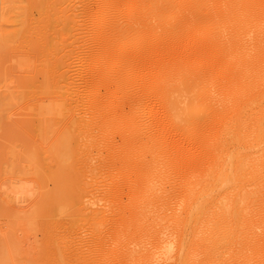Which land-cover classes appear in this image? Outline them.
I'll use <instances>...</instances> for the list:
<instances>
[{
  "label": "rangeland",
  "instance_id": "obj_1",
  "mask_svg": "<svg viewBox=\"0 0 264 264\" xmlns=\"http://www.w3.org/2000/svg\"><path fill=\"white\" fill-rule=\"evenodd\" d=\"M37 1L38 0L35 2L32 0H0V30H12L14 28V23L11 22L10 24L8 19L15 17V15L18 17L19 13H22V15L25 14V16L23 15L25 18L24 24L20 28L19 33L23 35L28 16L27 7L30 8L32 6L31 8H33L29 9V12L32 11V13H29L32 22H38L40 20L39 17L42 16V12L40 10L41 6ZM59 1L60 3H57V0L55 2L57 7L52 4V13L50 12L51 15L53 14L51 16L52 19H50L51 24L47 27L39 28L38 30H45L46 34L44 37L46 40L44 37L41 38L37 29L34 30V28L32 29L33 36L31 35L32 37H29L30 35H28L25 37L24 39L27 40L24 41V43V39L20 40V34L18 36L19 40H15V43H12L11 41L7 42L8 44H4V46H0V92L9 93L12 91L15 93L14 96L16 95V98L19 96L20 99L19 101H12L10 104L11 108L8 107V111L5 113V115L7 114V122L3 123L6 121L4 117L2 122L3 124L0 123V264H56L54 260V253L50 250V245L56 238L58 243L61 245L60 248L63 250H65L66 243L69 242L71 247H73L74 250L76 249L75 251L77 253H75L79 257L82 252L93 254L92 247L97 236H95V229L91 224V220L89 219L90 217L88 216L94 212H103L105 213L104 215H107L105 217L109 221L115 215L113 214V211L115 210L116 212L121 209H124V215H130V212H132L130 202L132 200H136L140 194L142 195V193L139 192L145 189L144 185H147L145 183L148 180L145 175L148 174V176L151 175L149 177H153L154 167L159 173V179L156 181L154 180V185L156 186L158 193L155 200H168L169 196L172 199L175 195L178 196L181 194V186L185 182V178L190 177L193 181H201L208 168L213 167L216 169L219 167L221 165L222 154L227 149H231L234 146L229 142H217L211 147H204L202 145V140L205 139L206 136L213 134L216 129V125L203 128L199 134V137L202 138L199 142V137H196L195 139V137L191 138L185 136L181 125H174V122L171 121V112L166 107L165 98L162 94L165 86H168L171 82L175 81L180 76V73L184 71V67H187V65L192 62L199 61L201 59L204 60L200 62L199 68L196 69L197 72L201 73V71H210L211 74L216 73V86L223 87L228 82V78L232 73L231 70L234 69L226 67L225 59L222 56L216 58V60L212 59L211 54H213V42L211 40H202L201 35H197L198 33L196 30H192V27L190 26H183L184 29H182V27L173 28L174 23L169 25L165 22L164 16L167 10L161 6H158L157 8L153 7V0ZM109 3L111 5H109ZM243 5L245 6L247 14L246 23L249 24L251 21V27L248 24L243 27V40L241 43L243 46L242 56L244 57V69L249 70L246 81L250 83V86L238 100L243 112L250 107H253L256 110V115L258 116L257 120L264 122V0H244ZM58 6H61L63 10ZM186 14L187 13L178 14V19L183 20L191 16V13ZM249 16L251 19L248 18ZM53 17L56 18L54 19ZM10 20L12 21V19ZM99 23H101L100 27L102 29H108L107 31L109 35L107 36H109L108 40L110 39L108 42H104V39H102L106 36L104 30L99 27ZM104 24L106 25L104 26ZM129 24H131L132 27L129 26ZM9 25L12 27H8ZM255 27L257 28L253 29ZM59 28L63 31L59 30ZM168 29H171L174 32L169 35L166 32ZM180 29L182 30L180 31ZM100 30L103 32L101 33ZM33 31H35V33ZM246 31L248 35L245 34ZM47 33L51 35H48ZM62 34H66L65 37L62 36ZM36 35L40 37L39 39H41V41H38V44L35 46V40L38 39ZM33 37L36 38L32 40ZM63 38H65V40ZM42 39L44 41H42ZM29 40L32 41L30 42ZM115 40L118 41L114 42ZM18 41H21L20 45L17 44L19 43ZM47 41H49V43ZM53 41L56 43L53 44ZM9 43H11V45ZM31 43H33L36 48L33 49L31 47L33 46ZM25 44L29 45V48ZM55 44H57V47ZM51 45L55 48H50L52 47ZM16 46L19 47L16 48ZM41 46H44V48H40ZM46 47L48 50L50 49L49 52H46L48 51ZM27 49H30V51ZM24 52L25 56L23 55ZM119 52L122 53L120 54ZM35 53H39L41 57L38 54L35 55ZM26 54L28 55L26 56ZM100 55L101 57L99 58ZM60 58L62 62L59 61ZM55 62L59 63V65ZM48 65H51L52 67ZM20 67H23V72ZM16 68H19L20 70ZM58 68L62 73L58 70ZM46 69L48 70L46 71ZM17 70L19 72H17ZM104 70L106 71L105 74L111 78V80L109 79L110 81L103 79V75L101 74L104 73L101 72H105ZM39 71L41 72V76L38 74L40 73ZM46 73L49 77H51L52 74L56 81L54 78L51 79L52 77L48 78ZM13 74L16 77H14ZM54 74H56V76ZM57 75L59 76L57 77ZM4 76L5 78H8H6L5 81ZM35 76L37 77V80ZM99 76H102V78ZM19 77H23L21 79H24V81V77H26L27 82L25 81L26 83L24 84L27 86L22 83V80ZM31 77L34 78L32 79ZM60 78H63L64 80H61ZM31 80L35 81L32 82ZM53 80L55 81L54 84L52 83L54 82ZM38 81L43 82L42 87ZM9 82H13L14 84L11 83V85H9ZM5 84L9 85L7 87H12L9 89ZM35 84L38 85V88ZM48 89H51V91ZM41 90L44 93L41 92ZM52 90L57 91L53 92ZM30 91L35 92H32L31 94ZM24 92L27 98L24 97ZM48 92H51L52 96L50 93L48 94ZM89 92L92 93V96L94 95L97 97V102L93 109L88 107L89 96L91 95ZM37 93L41 95V97L36 96L38 95ZM176 93L178 96L177 91L174 92V94ZM55 94L58 95L55 96ZM174 96L177 97L176 95ZM59 97L61 99L63 97L62 100L65 101L66 109L70 108L72 109L71 111H63L60 106H55L59 103ZM38 98L40 99V102L38 101ZM49 98L53 100H50ZM85 98H87L88 101ZM55 100L57 103L54 104L53 102ZM260 100H262V104L259 102ZM15 101L16 104H14ZM41 102L42 104H40ZM51 103L55 107H53L55 110H50ZM86 104L88 105L87 107L85 106ZM72 106H74V108ZM12 107L14 108L12 109ZM9 108L11 110H9ZM92 110L98 114H95L94 111L92 113ZM85 112L91 113L85 114ZM94 114L99 116V121L97 122L99 129H95L94 135L91 137V140L93 141L92 147L95 149L90 156L89 162L91 165L88 164L90 168L88 167L87 169L86 166L84 168L87 169L86 172H82L80 174L79 195L81 194L80 200H82V204L86 207V213L85 215H79V213L77 214L73 211L74 214H71V209L67 206L68 208L65 207L64 209L69 212L66 213V211H64L61 212L62 215H59L57 208L55 209L53 206L54 203L52 204L54 201L51 200L52 197L56 195L54 194L51 196L55 192V184H58L56 180L54 181V176L57 177L59 176V173L62 174L63 172L64 175H66L65 173H67L68 164L71 163V161L69 160V163L63 162L64 160L66 161V159H63L66 157L57 150L59 147L57 148V146H54L56 145L55 143L60 140L57 138L59 137V134H56V132L58 129L60 130L62 128L64 122L69 119L70 115V118L74 117V120L90 122ZM232 114H234L233 111L230 112V115ZM85 115L89 117H85ZM234 115L237 116V113ZM39 117L43 120L42 122ZM42 117H44V119ZM49 117L50 119H53L55 124L52 125L54 122L49 121ZM36 119L39 120L40 124L43 123L48 126V131L50 132L47 136H45L46 134H42L44 136L37 134V129L35 128L39 126V122ZM29 123H31V126ZM37 123L38 126L36 125ZM49 124H51L55 129L50 127L51 125ZM15 130H18V134L22 132L21 135L19 134L17 136ZM14 132L17 137H13ZM52 132L53 134L49 135ZM138 132L143 139H140L139 141H145V143L141 144L140 142L138 145H132L130 150H123V153H121L122 150L120 152L118 147H121V144L123 145L125 140L123 137L131 135L130 133H132V135L138 134ZM145 135H148L149 138H145ZM55 136L58 141H56L57 139L55 140ZM86 141L87 140L84 139L83 142ZM243 142L244 136L240 133L237 135L236 145L243 144ZM85 145L86 143H83L82 147H85ZM154 147L156 154H151L148 149L152 151ZM211 149L217 152L218 155H212ZM154 155L157 156L155 157ZM70 176L71 175L69 174L67 177ZM260 181L264 182V168L260 173H258V175L251 177L245 185L253 186L256 182ZM58 190L59 189L56 190L57 193ZM49 193L51 194L49 195ZM53 198H56V196ZM45 199L48 200L49 205L47 202H44L46 201ZM117 207L119 209H117ZM158 211L161 217L164 218L165 212L168 211V209L165 205H162L158 207ZM107 220L103 222L106 224L100 227V237L108 232V224L110 222ZM51 223L55 225H52ZM152 223L153 220H150L148 226L140 231L136 222V227L134 228L132 225L131 227H127V231L119 230L117 234L113 232L116 235H108V238L104 239V246L108 253V258L102 260L103 262L96 264H126V260L124 259L125 257H123L120 253H124L128 250V248L133 250V254L136 255V257L142 256L145 260L147 253L144 251V255H142L141 250L143 245L139 243V241L145 240L146 242L148 239H151L149 229L151 231L157 229L162 237H164L165 234H170L174 239L177 238V229L171 228L170 226H163L159 223ZM58 224H60V227ZM123 224H125V221H122L120 226ZM121 236L123 238H121ZM115 237L125 240V242H128V245L123 246L116 244L114 241ZM64 239H66V242ZM4 244H8L7 247ZM191 244L192 243L190 241V247L192 246ZM9 245H11V247H9Z\"/></svg>",
  "mask_w": 264,
  "mask_h": 264
},
{
  "label": "bare ground",
  "instance_id": "obj_2",
  "mask_svg": "<svg viewBox=\"0 0 264 264\" xmlns=\"http://www.w3.org/2000/svg\"><path fill=\"white\" fill-rule=\"evenodd\" d=\"M32 1L35 2L36 0H32ZM57 1H58L57 3H60L59 0H57ZM107 1H109V0H107ZM37 2H39L40 6H41L40 10L42 12V14H41L42 16L39 17L40 20L36 19L39 21L38 22H32L31 18H30L31 16L29 14L30 12L32 13V11L29 12V9L32 6L30 8L27 7L28 16H27V22L25 21L26 22L25 23L26 28H25V31L22 35L21 33H19V30L22 27V25L24 24L25 14H23L24 15L23 16L22 13H19L18 17L15 15L16 18L11 17L10 19H12V21L10 19H8V22H10V24H11V22H13L14 28L12 30H9V31H7V29L6 30L5 29L0 30V46H4V44H6L7 42H11V41H12V43L13 42L15 43V40H19L18 36L20 34H21L20 40L24 39L28 35H30L29 37H32L33 36L32 35L33 34L32 29L35 28L34 30L37 29V31H38L39 28H44V27H47L51 24L50 19H52L51 16L53 15V14L51 15V13H52L51 7H52V4L55 5L56 0H40V1L38 0ZM243 2H244V0H153V5H152L153 7H156V8L158 6H161L167 10L165 12V16H164L165 22L168 23L169 25L174 23L173 28L182 27V29H184L183 26H188V27L190 26V27H192L191 28L192 30L193 29L196 30V32L198 33L197 35H199V36L201 35L202 40L203 39L204 40H211L213 42V45H212L213 46V54H211L212 59L216 60V58L222 56L225 59L226 67H231L234 69V70H231L232 73L230 74V76L228 78V82L223 87H221V86H216V73L211 74L210 71L209 72L208 71H205V72L201 71V73H199L196 71V69L199 68L200 62H202L204 59H201L199 61H194L191 64L187 65V67H184L183 68L184 71L180 73V76L175 81L171 82L170 85L165 86L164 91H162V94L164 95V96L163 95L162 96L165 98V105L169 109V111L171 112V117H170L171 121L174 122L173 123L174 125H178V124L181 125L183 134L185 136L191 137V138L195 137V139H196V137H199V134L203 128L210 127L212 125H216V129L213 132V134L206 136V138L202 140V145L204 147H211L212 145H214L217 142H229V143H232L234 145L233 148L227 149L222 154L221 165L219 167H217L216 169H214L213 167L208 168V170L206 171V174L203 176V179L199 182L193 181L190 177L185 178V182L181 186V194L178 196L175 195V197L174 198L172 197V199L169 196L170 198L168 197V200H155L158 193H157L156 186L154 185V183H155L154 180L156 181L157 179H159V177H158L159 173H158L157 169L154 167L153 177H149L151 175L148 176V174L145 175L148 180L145 183L147 185H144L145 186V189H143L144 191L142 190L143 192L142 191L139 192V193H142V195L140 194V196L138 198H136V200H132L130 202V208H132V212H130L131 216L130 215H128V216L124 215L125 214V213H123L124 209L117 210L118 212L117 211L115 212V210H114L113 214H115V215L113 216V218H111L112 220L110 219L109 221L105 217L107 215H104L105 213H103V212H94L90 216H88V217H90L89 219L91 220V224L95 229V236H97L96 240L94 239L95 242H94L93 247H92L93 254L82 252V254L79 257L76 254L77 253L75 251L76 249L74 250L73 247H71V244H69V242L66 243L65 250H63L62 248H60L61 245H60V243H58V241L56 240L57 238H56L55 241H53L54 243L52 242L53 244L51 243V245H50L51 249L49 248L54 253V260H55L56 264H78V263L79 264H96V263L103 262L102 260H105L106 258H108V253H107L106 248L104 246L105 245L104 239L108 238V235L109 236L116 235L119 230H126L127 231V227H131L132 225L134 228V227H136V222H137V227L141 231L142 229H144L145 227L148 226L150 220H153L152 224L159 223V224H162L163 226H170L171 228L177 229V231H178L177 238L174 239L170 234H168V235L165 234V236L162 237V235L160 234V232L157 229H154L152 231L149 229L151 239H148L146 242H145V240L139 241V243H141L143 245L142 250H141L142 255H144V251L147 253L145 260H144V257H142V256L136 257V255L133 254V250L128 248V250H126V251L122 250V251H125L124 253H120L123 257H125L124 259L126 260V264H264V182H262V181L256 182V184L253 186L245 185V183L247 181H249L251 177H255L256 175H258V173H260L261 170L264 168V122L257 120L258 116L256 115V110L253 107H250L245 112H243V109H241V105H240L239 100H238L239 97L250 86V83H248V81H246L247 80V74H248L249 70L244 69V60H243L244 57L242 56L243 55V46L241 44L242 40H243V31H242L243 27L246 26V24H248V23H246V18H247L246 15L247 14H246V9H245V6L243 5ZM151 3H152V1H151ZM30 5H28V6H30ZM109 5H111V4L109 3ZM61 6H58V7H61ZM31 9H33V8H31ZM60 9H62V7ZM128 9H126V10H128ZM146 9H147V7H146ZM152 10H154V9H152ZM98 11H99V8H98ZM110 11H109V13L111 14ZM180 13H184V14L185 13H187V14L191 13V16H189L186 19L181 20V19H178L179 18L178 14H180ZM59 14H60V12H59ZM26 15H27V13H26ZM63 17H64V15H63ZM108 17H109V14H108ZM53 18L55 19L56 17H53ZM248 18L251 19L250 16ZM102 19H100V20H102ZM62 20H59V21H62ZM98 22H99V20H98ZM100 22H102V21H100ZM250 23H251V21L248 24L249 26H250ZM7 24H9V23H7ZM100 24L101 23L98 24L99 27H100ZM55 25H57V24H55ZM105 25L106 24H104V26ZM101 26H103V25H101ZM121 26H122V24H121ZM129 26H131V24H129ZM8 27H12V26L9 25ZM36 27H38V28H36ZM58 27H59V25H58ZM103 28H106V27H103ZM113 28H115V27H113ZM256 28L257 27H255L253 29H256ZM53 29H54V27H53ZM55 29H56V26H55ZM182 29H180V31ZM247 29H248V27H247ZM59 30L63 31L60 28H59ZM102 30H104V29H102ZM107 30L108 29L104 30V33L106 36L105 38H102V39H104V42H108L110 40V39L108 40L109 36H107V35H109V33ZM53 31H55V30H53ZM188 31H189V29H188ZM33 32L35 33V31H33ZM65 32H67V31H65ZM102 32L103 31H101V33ZM166 32L169 35H171L174 31H172L171 29H168ZM38 33H39V36H41V38L44 37L46 34L45 30L38 31ZM123 33H125V32H123ZM94 34H96V33H94ZM245 34H247V31ZM48 35H51V34H48ZM65 35L66 34H64V35L62 34V36H64V37H65ZM174 35H175V33H174ZM188 35H189V33H188ZM249 35H251V34H249ZM36 36L38 37V39L35 40L36 41V43H34L35 46L38 44V41H41V39H39L40 37L38 35H36ZM60 36H61V34H60ZM166 36L168 37L167 34H166ZM46 37H47V35H46ZM101 37H103V36H101ZM35 38L33 37V39L32 38L31 39L34 40ZM120 38H121V36H120ZM44 39L46 40L45 37H44ZM63 39L65 40V38H63ZM137 39H139V38H137ZM137 39H135V40H137ZM26 40L24 39L23 43ZM32 40H29V41L31 42ZM47 40H48V38H47ZM118 40H119V38H118ZM118 40H115L114 42H116ZM42 41H44V40L42 39ZM100 41H102V40H100ZM245 41H246V39H245ZM247 41H248V39H247ZM47 42L49 43V41H47ZM54 43H56V42L53 41V44ZM103 43H101V44H103ZM140 43H142V42H140ZM9 44L11 45V43H9ZM17 44L20 45L21 41ZM31 44L33 45V46H31L33 49L36 48V47H34L33 43H31ZM39 44H40V42H39ZM58 44H59V42H58ZM25 45H27V44H25ZM55 45L57 47V44H55ZM27 46L29 48V45H27ZM44 46H45V44H44ZM44 46H41L40 48L43 49ZM100 46H102V45H100ZM115 46H117V45H115ZM120 46H121V44H120ZM17 47H19V46H16V48ZM112 47H111V49H112ZM50 48L54 49L55 47L53 48V46H52ZM30 49H27V50L30 51ZM38 49H39V47H38ZM47 50H48V48H47ZM49 50L46 52H49ZM124 50H122V51H124ZM31 51H32V49H31ZM33 52H35V51H33ZM46 52H44V53L47 54ZM107 52H109V51H107ZM55 53H57V52H55ZM24 54H25V52L23 53V55ZM36 54L40 55L39 53H35V55ZM27 55L28 54H26V56ZM55 55H54V57H55ZM60 55L62 56V54H60ZM121 56H125V55H121ZM40 57H41V55H40ZM62 57H64V56H62ZM100 57H101V55L99 56V58ZM45 58H47V57H45ZM58 58H59V56H58ZM202 58H204V57H202ZM36 59H37V57H36ZM99 60H101V59H99ZM59 61H61V58ZM99 62H101V61H99ZM55 63H57V62H55ZM55 63H53V64H55ZM57 64L59 65V63H57ZM99 64H101V63H99ZM48 66L52 67L51 65H48ZM30 67H31V65H30ZM20 68L22 71L23 67H20ZM16 69H19V68H16ZM97 69H99V68H97ZM47 70L48 69H46V71ZM54 70H56V69H54ZM58 70L60 71L59 68H58ZM58 70H57V72H58ZM102 70H103V68H102ZM96 71H98V70H96ZM5 72H7V71H5ZM17 72H19V71L17 70ZM60 72H59V74H60ZM101 73H104V74H101V75H103V79H105V80L107 79L108 81L111 80V78L109 76H107V74H105L106 71L101 72ZM38 74L41 76V72ZM56 74H54V75L56 76ZM10 75H12V74H10ZM46 75H47V73H46ZM6 76H7V74H6ZM13 76H14V74H13ZM58 76L59 75H57V77ZM14 77H16V76H14ZM28 77H30V76H28ZM51 77L48 76V78H51V79L54 78L52 76V74H51ZM61 77H64V76H61ZM99 77L102 78V76H99ZM4 78H5V76H4ZM6 78L4 79V81L6 80ZM19 78L21 79L23 77H19ZM24 78L26 81V77H24ZM31 78L33 79L34 77H31ZM35 78L37 80L36 76H35ZM43 78H45V77H43ZM98 79H100V78H98ZM54 80L56 81L55 78H54ZM25 81L23 79L22 83L24 84L27 82V81L26 82ZM31 81L33 82L35 80H31ZM55 81L52 83L54 84ZM13 82H14V80H13ZM13 82H9L8 84L11 85V83H13ZM18 82H19V80H18ZM38 82H40V81H38ZM40 84L42 87L43 82H40ZM9 85H6V87ZM35 85L38 88V85L37 84H35ZM1 86H3V85H1ZM25 86H27V85H25ZM10 87H12V86H10ZM10 87H7V88L10 89ZM16 87H18V86H16ZM32 90H34V89H32ZM49 91H51V89ZM52 91L54 92L55 90H52ZM175 91L178 92V96H177V93L174 94ZM30 92L32 94V92H35V91H30ZM41 92H43V91L41 90ZM58 92H60V91H58ZM49 93L51 94V92H48V94ZM89 93L91 94L89 96V103L85 102V103H88L89 106L87 104L85 106L86 107L88 106L91 109H93L95 107L96 102H97V97L94 95L92 96L91 92H89ZM95 93H96V91H95ZM14 94L15 93H13L12 91L9 93L8 92H6V93L0 92V123L3 122L4 117H5L6 121H4L3 123L7 122V118H6L7 114L5 115V113H7L8 107L11 106L10 104L12 103V101L13 100H17V101L20 100L19 96L17 95L18 98H16L15 97L16 95L14 96ZM23 95H24V97L27 98V96H25V92ZM56 95H58V94H55V96ZM174 95H176L177 97H175ZM32 96H34V95H32ZM36 96L41 97V95H39V94ZM51 96H52V94H51ZM31 99H32V97H31ZM62 99H63V97H62ZM62 99L60 97L58 98L59 101L56 99L59 103L55 106H58V107L60 106L63 111L64 110L71 111L72 109H70V108H69L70 110L66 109L65 101ZM85 99L88 101L87 98H85ZM23 100H25V99H23ZM29 100H30V98H29ZM50 100H53V99H50ZM56 100L54 102L53 101H50V102H53L55 104V103H57ZM38 101L40 102V99ZM32 102H34V101H32ZM259 102L261 103L262 100H260ZM17 103H19V102H17ZM14 104H16V101ZM40 104H42V102ZM79 105H77V106H79ZM37 107H39V106H37ZM51 107H50V110H55V109H53L54 106L52 105V103H51ZM72 107L74 108V106H72ZM82 107H84V106H82ZM10 108H9V110H11ZM13 108L14 107H12V109ZM75 108H77V107H75ZM83 109H80V110H83ZM85 109H87V108H85ZM40 110H42V109H40ZM83 111H85V110H83ZM93 111L94 110H92L91 112L93 113ZM232 111L234 114L237 113V116H235L234 114L230 115V112H232ZM91 112H87V113H91ZM87 113L85 112V114H87ZM13 114H14V112H13ZM15 114H16V111H15ZM47 114H48V112H47ZM61 114H62V112H61ZM95 114H98V113L95 112ZM95 114L93 115L94 117L92 116V120L89 119L90 122H85V121H81V120H74V117L70 118L71 115L70 116L68 115L69 119H67L66 122H64L63 126L61 125L62 128L60 130L58 129V131L55 130V131H57L56 134H59L58 135L59 137H57V138H59L60 140H59V142L55 143V140L57 139L55 136L54 143L56 145H54V146H57V148L59 147L57 150L60 151L63 154V156L66 157V158H63V159H66V161L64 160L63 162L69 163L71 161V163L68 164V169L66 171L67 173H65L66 175H64V172H63L62 174L59 173V176H57V177L54 176V178H55L54 181L56 180L58 182V184H55L56 185L55 188L56 187L57 188L56 189L54 188L55 192L51 196L56 194V195H54V196H56V198H53L54 197L53 196L52 199H51V197H50V199L52 201H54V202H52V204L54 203L53 206L55 207V209L57 208V210H58L57 212L59 215H62L61 212H64V211H66V213L69 212L68 210L64 209L65 207L68 208L67 206H69V208L71 209L70 210L71 214L72 213L74 214V212H76L77 214L79 213V215H85V213H86L85 212L86 207H84V205L82 204V200H80L81 194L79 195V192H80V174L82 172H86L88 167L90 168V166L88 165V164H90V162H89L90 156L92 155V152H94V149H95L94 147H92L93 141L91 140V137L94 135L95 129H99V125L97 124V122L99 121V116L95 115ZM43 115H41V116H43ZM85 117H89V116L85 115ZM37 118H38V116H37ZM42 118L44 119V117H42ZM39 119L41 122L43 121L40 117H39ZM45 119H47V118H45ZM54 119H55V117H54ZM48 120L51 122H54L53 119H50V117ZM37 121L39 122V120H37ZM30 124L31 123H29V125ZM53 124H55V122L52 123V125ZM36 125L38 126V123ZM49 125H51V124H49ZM52 125L50 127L53 128ZM33 126H35V125H33ZM45 126H46V124H43V123L40 124V122H39V126L37 128H35V129H37L36 132L38 135H42V134H44V135L46 134L45 136L48 135V133L50 131H48V126H46V127ZM2 127H3V125H2ZM53 129H55V128H53ZM130 130H132V129H130ZM15 132L17 133V136L19 134L21 135V133H22L21 132L18 134V130H15ZM15 132H14V135L12 134L13 137L14 136L17 137ZM133 132H135V131H133ZM240 133L244 136V142H243V144H237L236 145L237 135ZM52 134H53V132L49 135H52ZM126 134H128V133H126ZM130 134L131 135H129L127 137H125V136L123 137V138H125L124 143H123V145L121 144V147H118L120 149L119 150L120 152L122 150L121 153H123V150H130V147L132 145H138V143L141 142V141H139L140 139L143 140L141 138V135L139 134V132H138V134L133 133L134 135H132V133H130ZM44 135H42V136H44ZM54 135H55V133H54ZM150 135H152V134H150ZM36 137L38 138L37 135H36ZM146 137H148V135L147 136L145 135V138ZM47 138H49V137H47ZM52 138H53V136H52ZM53 139H51V140H53ZM84 139H86L87 141L83 142ZM201 139L202 138L199 137L198 142ZM56 141H58V139ZM54 143H52V144H54ZM83 143H86L85 147H82ZM142 143H145V141H142L141 144ZM151 149H152V147H151ZM154 149H155V147L153 148L152 151L150 149H148V151L151 154H156V151H154ZM139 150H141V149H139ZM143 152H144V150H143ZM54 153H55V151H54ZM211 153H212V155H218V153L213 151V149H211ZM96 160H98V159H96ZM86 166H87V169H84ZM136 169H138V168H136ZM155 169H156V171H155ZM69 174L71 176L67 177ZM54 175H55V173H54ZM115 179H117V178H115ZM10 181H11V179H10ZM7 182H9V181H7ZM57 189H59L58 193L56 191ZM50 194L51 193H49V195ZM53 199H56V200H53ZM166 199H167V197H166ZM48 200H49V197H48ZM48 200H46L44 202H47L49 205ZM65 204H66V206H65ZM162 205H165V207L168 209V211L165 212L164 218L161 217V215L158 211V207H160ZM117 209H119V208L117 207ZM86 219H87V217H86ZM86 219H85V221H86ZM105 220L110 222L108 224V226H109L108 232L106 234L101 235V237H100V234H101L100 233V227L102 225L106 224V223H103V222H105ZM122 221H125V224L120 226ZM52 225H55V224H52ZM58 225L60 227V224H58ZM113 232L116 234H114ZM121 238H123V237L121 236ZM64 240L66 242V239H64ZM114 241L116 244H120L123 246L128 245V242H125V240L120 239L119 237H115ZM190 241L192 243L191 247H190ZM29 242H31V241H29ZM4 245L7 247L6 244H4ZM9 247H11V245H9ZM77 250H79V249H77ZM4 259H5V257H4Z\"/></svg>",
  "mask_w": 264,
  "mask_h": 264
}]
</instances>
